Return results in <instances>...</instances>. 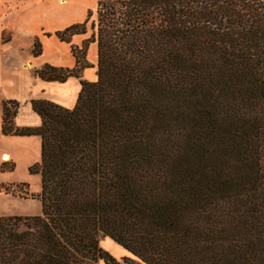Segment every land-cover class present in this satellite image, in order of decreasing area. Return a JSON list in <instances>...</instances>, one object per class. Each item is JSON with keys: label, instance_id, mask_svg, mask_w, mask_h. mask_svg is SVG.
Here are the masks:
<instances>
[{"label": "trees", "instance_id": "16d2710c", "mask_svg": "<svg viewBox=\"0 0 264 264\" xmlns=\"http://www.w3.org/2000/svg\"><path fill=\"white\" fill-rule=\"evenodd\" d=\"M93 33L94 81L88 38L33 71L78 78L71 108L16 128L0 103L1 135L38 137L40 208L0 216V264H264V0H97Z\"/></svg>", "mask_w": 264, "mask_h": 264}, {"label": "crops", "instance_id": "0c3cea01", "mask_svg": "<svg viewBox=\"0 0 264 264\" xmlns=\"http://www.w3.org/2000/svg\"><path fill=\"white\" fill-rule=\"evenodd\" d=\"M30 1L32 0H25L15 8L18 9L17 24L13 30L9 31L7 38H0V103L2 101L15 103L11 123L16 128H35L38 126L39 119L30 108L31 100L48 101L66 109L72 107L79 89L78 78L67 77L62 82L45 81L33 74V71L41 65L71 68L73 58L69 53L70 45L78 47L84 39H90L84 51V61L87 63V67L80 71L79 79L85 82H92L95 79V44L91 32L85 37L84 31L81 34H73L68 37L67 43L59 41L54 36L55 32L71 24H77L82 15L83 1H69L77 2L80 4V8L71 10V15L74 18L65 21L63 18L55 16L52 10H44L45 8H43L41 11H36L32 5L31 8L28 5L25 6L28 7L26 9L21 8L23 4ZM48 1L54 7H64L67 4H58L52 0ZM51 21L60 23L55 27H46L44 23ZM32 38H35L38 44V54L36 56L31 55L30 45L28 44ZM7 137L12 136L0 134V140ZM1 154L7 156L4 152H1ZM98 246L115 259L128 256L124 250L106 238L100 239ZM95 264H102V262L98 260Z\"/></svg>", "mask_w": 264, "mask_h": 264}, {"label": "rangeland", "instance_id": "374dc122", "mask_svg": "<svg viewBox=\"0 0 264 264\" xmlns=\"http://www.w3.org/2000/svg\"><path fill=\"white\" fill-rule=\"evenodd\" d=\"M25 0H0V38L5 39L9 36V31L13 30L17 24V8ZM58 4H66L64 7H54L48 0H32L29 3H25L21 6L22 9H26V5L36 11L52 10L55 16L68 20L74 18L71 15V10L79 9L80 4L77 2H69L70 0H52ZM83 1L82 15L77 22L81 23L85 19L86 13L88 14L84 23V37L89 33H94V23L96 14V2L97 0H81ZM32 5V6H31ZM21 9V10H22ZM58 21L45 22V26L48 28L55 27L59 24ZM75 23V22H73ZM92 23L93 27L90 30L89 24ZM58 30V29H57ZM60 30V28H59ZM40 33V32H39ZM50 35V34H49ZM69 38L67 39L68 42ZM90 40V39H89ZM66 42V43H67ZM82 43V42H81ZM78 47L69 46L78 49ZM30 50L32 47L34 50H38V44L35 38H32L28 43ZM85 51V49H84ZM84 59V53H83ZM38 148L39 140L37 136L27 137H7L0 140V153L7 154L6 159L2 160L4 154L0 155V186L8 185V189H14L17 191V195L9 193H3L0 190V216H37L39 215V203L35 198L38 192V175L28 172V168L38 161ZM2 162V166H1ZM22 184V185H19ZM15 186V187H14ZM24 194V198L20 197Z\"/></svg>", "mask_w": 264, "mask_h": 264}, {"label": "bare ground", "instance_id": "6f19581e", "mask_svg": "<svg viewBox=\"0 0 264 264\" xmlns=\"http://www.w3.org/2000/svg\"><path fill=\"white\" fill-rule=\"evenodd\" d=\"M6 159V156L5 155H3V157H2V160H5Z\"/></svg>", "mask_w": 264, "mask_h": 264}]
</instances>
